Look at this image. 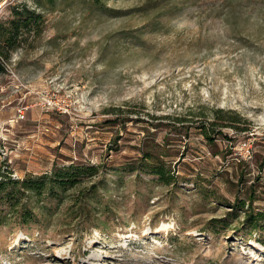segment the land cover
I'll use <instances>...</instances> for the list:
<instances>
[{
  "label": "rangeland",
  "instance_id": "obj_1",
  "mask_svg": "<svg viewBox=\"0 0 264 264\" xmlns=\"http://www.w3.org/2000/svg\"><path fill=\"white\" fill-rule=\"evenodd\" d=\"M15 7L42 22L0 39V173L99 169L7 209L0 264H264V0H0V21ZM219 108L249 130L209 142ZM150 159L177 182L125 170Z\"/></svg>",
  "mask_w": 264,
  "mask_h": 264
},
{
  "label": "trees",
  "instance_id": "obj_2",
  "mask_svg": "<svg viewBox=\"0 0 264 264\" xmlns=\"http://www.w3.org/2000/svg\"><path fill=\"white\" fill-rule=\"evenodd\" d=\"M41 15L28 8H13L12 18L6 21H0V39L7 44L9 50H13L18 43V39L24 29L41 28ZM8 56H4L0 52V74L6 71V60ZM214 118L207 123H203L198 127L200 133L209 142H214L215 134L222 135L224 129L232 128L237 131H248V128L241 129L239 123L244 120L238 113L228 111L223 108L213 110ZM125 168V167H124ZM98 169L95 166L84 167L81 165H71L67 168L54 170L53 172L45 173L41 176H27L23 180H16L9 178L6 174L0 173V221H4L7 209L11 211L17 210L18 206L23 200V197L29 194L28 197L34 196L39 200L42 199L45 193L50 196L58 197L60 191H66L77 187L83 183L86 178L98 174ZM125 170L136 172L142 170L144 173L155 176L159 181L165 185H173L178 178L172 173V170L162 160L150 159L142 166H134V164L127 165ZM115 171V170H113ZM98 191L92 192V196L98 194ZM24 219H35L34 212L25 209L22 212ZM250 226L253 228L264 221V215H250Z\"/></svg>",
  "mask_w": 264,
  "mask_h": 264
},
{
  "label": "built area",
  "instance_id": "obj_3",
  "mask_svg": "<svg viewBox=\"0 0 264 264\" xmlns=\"http://www.w3.org/2000/svg\"><path fill=\"white\" fill-rule=\"evenodd\" d=\"M52 103H53V102H52ZM52 103H51V104H52Z\"/></svg>",
  "mask_w": 264,
  "mask_h": 264
}]
</instances>
